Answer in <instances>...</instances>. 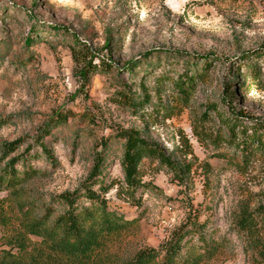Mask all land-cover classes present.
<instances>
[{"label": "rangeland", "instance_id": "rangeland-1", "mask_svg": "<svg viewBox=\"0 0 264 264\" xmlns=\"http://www.w3.org/2000/svg\"><path fill=\"white\" fill-rule=\"evenodd\" d=\"M53 25L77 34L97 55L95 63L104 57L112 69L98 68L82 85L71 38L63 32L51 38ZM263 48L264 0H0V171L28 147L24 158L38 171L18 190H0V262L17 255L10 242L26 214L39 217L52 207L57 215L64 208L59 194L90 185L103 139L106 165L92 188L113 183L105 194L110 208L137 221L115 248L120 258L158 247L196 210L207 220L206 235L225 239L205 264H257L234 231V216L242 204H264V151L242 157L221 138V121L237 114L240 126L264 121V86H243L248 63L260 66L264 78V56L248 58ZM133 60L139 63L130 72L126 63ZM185 73L193 78L187 96L174 86ZM119 92L138 106L125 105ZM56 111L69 118L44 139L58 161L51 165L35 139ZM122 129H136L177 162H190L191 172L179 179L144 158L139 172L150 185L132 195L118 191L125 186L123 140L116 136ZM17 139L21 144L8 155L6 143ZM78 203L89 205L83 196Z\"/></svg>", "mask_w": 264, "mask_h": 264}, {"label": "trees", "instance_id": "trees-1", "mask_svg": "<svg viewBox=\"0 0 264 264\" xmlns=\"http://www.w3.org/2000/svg\"><path fill=\"white\" fill-rule=\"evenodd\" d=\"M33 30H36L35 27ZM61 32L71 38L70 49L76 63V74L82 85L89 83L91 75L98 68L112 69V62L106 61L104 57L100 58L99 64L95 63L97 55L87 42L66 27L53 25L48 30V33L52 34L51 38H55L54 36ZM33 42L34 37L28 36L26 44ZM253 55L264 56V48L254 51L248 58H253ZM210 57L211 55H207L206 60L212 62ZM138 63L136 60L130 61L126 63V69L132 72ZM247 70L250 72V80L243 84L244 88L248 89L253 84L256 87H263L264 78L260 66L248 63ZM192 80V76H188L187 73L180 75L174 84L178 94L187 96L191 88L188 84ZM226 92L228 96L231 95L229 90ZM118 95L127 106L135 108L139 104L123 92H119ZM210 109L216 110L217 107L210 105ZM68 118V112L56 111L42 126L35 139L51 165H56L58 161L44 139L52 134L54 128L66 123ZM236 118L239 119L238 114ZM237 119L221 121L225 128L221 138L226 139L228 146L240 150L242 157H248L255 150L264 151V121L251 119V126H240ZM116 136L123 140L120 165L125 184L118 191L125 190L132 195L139 187L150 185L143 181L139 172V164L144 158L157 159L159 163L170 168L179 179L191 172L190 162H177L163 146L145 138L136 129H122ZM20 144L21 139L6 143L7 154L15 151ZM100 146L101 149L95 153L88 176L90 185L84 186L81 193L76 189L73 192L59 194L56 198L64 208L57 215H54L52 207L47 208L45 214L39 217L26 214L21 220V229L10 242L12 247H17V255H13L11 261L5 260L0 264H205L224 248L225 239L221 241L212 235H206L207 220L200 221L195 210L191 211L158 247L142 248L131 258H120L115 248L126 236L134 233L137 221L130 220L110 208L105 194L113 188V183L108 185L101 183L100 191L92 188V185L98 182V177L106 165L108 141L102 139ZM31 149L28 147L25 154L9 159L0 171V190L16 191L22 183L37 176L38 171L30 167L24 158ZM190 153H192L190 149H185V155ZM82 196L89 205H79L78 200ZM234 227V231L245 240V247L250 251L253 260L257 264H264V239L261 237V230L264 228V204L255 209L246 203L242 204L234 216ZM28 235L36 236L38 240H29ZM195 236L197 239L194 241Z\"/></svg>", "mask_w": 264, "mask_h": 264}]
</instances>
